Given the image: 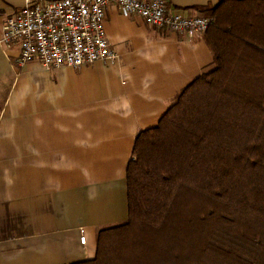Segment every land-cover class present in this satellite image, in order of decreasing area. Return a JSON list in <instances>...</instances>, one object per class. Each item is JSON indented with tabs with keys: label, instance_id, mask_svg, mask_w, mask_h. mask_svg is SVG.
I'll list each match as a JSON object with an SVG mask.
<instances>
[{
	"label": "crops",
	"instance_id": "0c3cea01",
	"mask_svg": "<svg viewBox=\"0 0 264 264\" xmlns=\"http://www.w3.org/2000/svg\"><path fill=\"white\" fill-rule=\"evenodd\" d=\"M27 0H0L6 19ZM222 0H169L185 16ZM111 64L18 68L0 45V264H76L96 255L99 230L128 219L127 166L137 136L214 68L203 35L167 33L115 6ZM86 243H81V238Z\"/></svg>",
	"mask_w": 264,
	"mask_h": 264
},
{
	"label": "trees",
	"instance_id": "16d2710c",
	"mask_svg": "<svg viewBox=\"0 0 264 264\" xmlns=\"http://www.w3.org/2000/svg\"><path fill=\"white\" fill-rule=\"evenodd\" d=\"M201 12L214 68L137 136L128 219L76 264H264V0Z\"/></svg>",
	"mask_w": 264,
	"mask_h": 264
},
{
	"label": "built area",
	"instance_id": "2783aa9c",
	"mask_svg": "<svg viewBox=\"0 0 264 264\" xmlns=\"http://www.w3.org/2000/svg\"><path fill=\"white\" fill-rule=\"evenodd\" d=\"M169 0H27L3 24L0 45L18 48L15 64L37 60L50 69H80L95 63L115 64L119 55L104 31L107 9L145 19L153 27L187 39L204 35L212 19L203 14L170 13ZM86 243V238H81Z\"/></svg>",
	"mask_w": 264,
	"mask_h": 264
},
{
	"label": "rangeland",
	"instance_id": "374dc122",
	"mask_svg": "<svg viewBox=\"0 0 264 264\" xmlns=\"http://www.w3.org/2000/svg\"><path fill=\"white\" fill-rule=\"evenodd\" d=\"M204 15V14H203Z\"/></svg>",
	"mask_w": 264,
	"mask_h": 264
}]
</instances>
